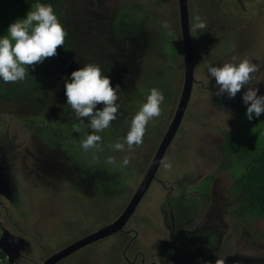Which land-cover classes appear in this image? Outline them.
Returning a JSON list of instances; mask_svg holds the SVG:
<instances>
[{"label":"rangeland","instance_id":"374dc122","mask_svg":"<svg viewBox=\"0 0 264 264\" xmlns=\"http://www.w3.org/2000/svg\"><path fill=\"white\" fill-rule=\"evenodd\" d=\"M113 1L119 3L120 6H134L131 13L135 20L140 23L136 25L150 28L152 32L156 31L157 39H154L157 41V45L162 39V34L163 39L164 35L167 36L164 50L168 57L165 55L164 60L159 61L157 67H152L149 63H146L143 70L144 80L137 83V92L141 95L145 94L143 89L146 86L164 87L166 96L162 106V114L159 116L160 122L156 125H147L143 142L138 146H134L131 152L126 149L116 150L112 148L111 145L116 142H123V138L130 129L132 117L144 104L136 103V106L130 111L122 108L123 111L110 123V126L98 133L102 137L100 142L103 148L102 151L99 149L84 151L81 147V141L84 138L80 142L78 140L72 141L71 143L77 145V161L90 169L98 171V174L94 173L92 175L96 184L92 186L89 195H86L81 191L72 190L65 185L66 183L62 182L57 184V191L50 187L51 190L43 185H38L36 182L38 179L35 176L38 171V155L35 149L38 147H32V141L30 140L32 135L28 134L27 127L24 129V124L21 125L23 116L12 115L19 112L17 106L28 109L29 105L20 103L17 106H6L5 109H0V132L3 133L1 142L5 140L16 142L20 152L19 162L25 168V172L31 174L27 181L31 179L36 183L30 186L33 197H31L28 188L25 193L29 208L25 205L18 210L24 208L32 216L30 229L33 227L36 231L38 230L39 234L49 232L45 243L38 247L37 255L48 247L53 251L48 256L50 257L55 252L71 244L70 242L73 243L74 240L91 234V231H87L88 229L99 226L102 221L105 224L110 223L125 210L149 169L181 96L185 61L177 0H111L110 2ZM12 5V0H0V18H5L7 25L19 18H25L32 9L28 5H22L17 10L13 9ZM227 5V0H204L203 14L206 16L211 15L216 19L222 18V11L228 10ZM194 10L196 11V5L193 9V2L190 0L191 21L194 19ZM165 22L168 24L167 28L164 27ZM261 28L264 31V23ZM216 34L217 32H212L209 37L203 35L198 38L193 37L195 62L198 60L201 63L198 66L196 65V80L198 83L182 127H180L176 137L177 140L175 139L169 149L157 178L165 182L170 181L176 172L175 176L180 177L185 173H191L193 170L199 171L197 181L194 180L193 185H189L186 195L189 199L194 195H201L202 210L200 211L202 214L212 210L210 203L213 198L211 195L212 187L215 188V194L217 193L216 201H218L217 197L220 192L224 191V197L230 203L226 207L230 214L225 213L220 205L215 204L217 213H221L222 210L226 214L225 220L230 228L227 243L231 237L234 238L233 244L225 247L224 250H237L243 253L248 251L244 255L247 257L250 256V252L258 256H264V216L256 219L248 216V224H240L239 217L234 215V211L237 209L235 207L237 197L229 191L234 183V176L232 170L227 168L231 165V160L227 156L228 152L223 150L228 138L233 136L235 129L236 139L242 138L243 143L257 144V146L264 145V114L261 118H258L259 120L250 121L247 118V106L243 103V100H238L239 107L233 116L229 114L214 116L215 114L212 113L209 106L208 91L211 89L210 84H215V78H210L207 71L208 65L222 66L224 63L233 62V57L240 59V55L245 53L231 48L237 45V39L240 37L230 35L227 38L219 39L216 38ZM260 38L264 42V34ZM252 41V38H245L244 43L247 45L251 44ZM251 50L261 54L260 49L256 47H252ZM235 52H241V54L236 55ZM210 102L213 107L218 108L211 99ZM26 116L27 119L34 118V116ZM63 116L61 114V120L52 116L51 123L43 118L37 119L36 122L42 126L51 127V125H55L58 129H64L66 123L62 118ZM83 123V126H88L87 118ZM17 132L20 134L17 135ZM32 154H35V157ZM125 156L130 157V163L127 166L122 165ZM232 157L235 161V156ZM109 158H112L115 163H109ZM165 163H171L172 168H165ZM39 170L41 179L45 182L54 179L46 176L41 169ZM69 175L67 174V176ZM73 176L79 186L85 189L86 178L76 177L74 173ZM195 182L197 185L194 184ZM206 190L207 193H204ZM171 192L164 190L160 183L154 181L137 211L125 227L128 232H120L116 235L118 239L114 245L113 242L115 241H109L107 237L106 240L82 248L83 250L73 258L71 256L76 252L59 264H68L69 261H72L71 264H119L120 256L116 254L114 257V254L121 253V257L122 254H126L127 244H132L131 251H148L149 246L154 244L159 236L161 239H165L166 243L171 242L164 224H160L156 213L164 196L169 197ZM240 198L239 195V201ZM149 212L153 215L150 216V219H147ZM35 216L39 218L38 222H36ZM20 217L22 216H20L19 211V215L15 219L19 220ZM153 222L155 223L152 226ZM23 226L27 227L26 225ZM153 227L156 228L155 232H153ZM245 227L247 230L244 229ZM189 228H192V226H189ZM250 242L255 246H249ZM223 255L222 252L217 254L213 259L214 263H219ZM147 263H151L149 259H147ZM0 264H3V262ZM120 264H127L124 257Z\"/></svg>","mask_w":264,"mask_h":264},{"label":"flooded vegetation","instance_id":"af4514ba","mask_svg":"<svg viewBox=\"0 0 264 264\" xmlns=\"http://www.w3.org/2000/svg\"><path fill=\"white\" fill-rule=\"evenodd\" d=\"M110 1L111 0H73L74 4L79 5L80 7V13L75 14L73 17L78 18L86 30L91 35H94L93 37H88V44L91 43L90 45H96L99 47V49L107 51L108 46L104 41L105 38H107L111 43V51L120 52L119 60L115 63V65L107 68L106 73L103 72V74L109 75L111 77L114 87L116 84H119L121 87V91L118 93L117 100V103L119 104V109L117 112L118 115L123 111L122 108L130 111V109H133L136 106V92L138 89L137 83L144 80V65L149 63V65L152 67H157L159 65L158 62L164 60V56L167 55L164 50V44L167 43L165 38H167V36L164 35L163 39L162 34L163 40L160 39L159 45H157V41L154 39L157 37L156 31L152 32L150 28L136 25L140 23L135 20L133 14L131 13L134 6H120V4L116 1ZM203 1L204 0H192L193 9L196 5L194 17L199 15L206 22V28L203 30L201 35L209 37L212 32H217L216 38L222 39L227 38L230 35L241 37L244 33H247L252 38H260L264 34V31L261 28L262 24L264 23V0H227L228 10L222 11V18L219 19H216L211 15L206 16L203 14ZM177 4L179 9L178 0ZM188 9L190 22V2ZM196 61L197 66L201 64L198 60ZM263 82L264 79L263 81L257 79L256 83L251 86L253 88H259L258 95H264ZM149 87L161 90L164 96H166L164 87H158L155 85H151ZM244 90L245 89L241 90L240 97L238 98L239 100H243L242 94ZM125 92L126 94H124ZM122 97L124 98L122 99ZM146 100L147 97L141 101L145 103ZM102 106V104L98 105V107ZM56 114L57 110L55 108H51L47 110L42 118H47L49 115L55 116ZM12 115L23 116L21 121L22 124H20H24V129L27 127L28 134L32 135L30 137V140L32 141V147H38L35 149L38 155V171L35 176L42 184L36 180L37 184L43 185L48 189L52 188L54 191H57V184L62 182L66 183L65 185L69 186L72 190L75 189L86 195H89L92 186L96 184L92 175H94V173L98 174V171L90 169L77 161V145L71 142L75 140L80 142L83 138H86V135L92 130L88 126L82 127L81 135H78L77 133L73 132L74 127L70 126L71 121L65 120L66 127L60 130L62 133L68 135V144L66 147H63L64 145L62 143L56 139H51L49 135L53 134L52 131L54 129L58 130V128H55V125H51V127L38 125V127H42V129H32L27 125L26 115H22L21 110L17 114ZM159 116L154 117L149 121L148 124L156 125L159 123ZM48 121L51 123L52 120L49 119ZM45 129H47L48 133L45 131ZM19 134L20 133L17 132V135ZM2 136L3 133L0 132V221L2 220L4 227L8 230L7 232H10V234L13 235L15 239L14 243L16 245L12 244L11 247H5L6 251L0 250L2 253L0 260L3 262V264H8L10 261L12 264H42L49 258L48 256L53 251L48 247L44 248L43 252H41L39 255H37L36 251L39 246L45 243L49 232L39 234L38 230L36 231L33 227L30 229V220L32 216L24 208L18 210L25 205H27V208H29L28 204L26 203L25 193L28 188L31 197H33L30 192V186L36 183L31 179L27 181V178L31 174L25 172V168L19 162L20 152L16 142H13L12 140L11 142L9 140L1 142ZM32 155L35 157V154ZM45 168L47 169L46 171ZM39 169H41V171L46 176L53 177L54 179L50 180V182H45L41 179ZM73 173L76 177L86 178V190L79 186V183L76 182ZM67 174L70 175L67 176ZM197 174L198 172L195 171L193 172L192 176H196ZM156 181L160 182L161 180L156 178ZM189 184L190 181H188L187 178L179 177H176L175 182L170 180L162 183V186L165 187L167 191L172 192L169 193V197L164 196L156 213L159 217L160 224L162 225L164 223V226L169 229V240L171 242L166 243L165 239H161L159 236L155 243L149 246L148 251H131L132 244H127L126 254H122V257L121 253L114 254V257L116 254H119V264L123 257L125 258L127 264H148L147 259H149L151 262L150 264H193L195 262L197 264H212L211 260L214 259L220 252L224 254L222 260L220 261L223 264H238V262L241 264H264V256H258L257 254L251 253L252 256H255V258L251 260L247 256L242 255L243 257H239L237 250L225 251V247L233 244L234 238L232 237L229 240V244L225 246V244L222 245V241L196 239L194 236H187L189 234L188 232L177 229V227L189 222L192 218L190 216L193 214V212L195 213L193 208L195 200L193 198L185 199L182 194V190H186ZM232 193L235 197H237L235 207L238 208L240 207L239 194L237 192ZM216 194L215 188L212 187L211 195L213 198L210 200L212 210H209L207 213H209L210 218L215 219L222 225H225V223H228L225 220V213L230 214L226 207L230 205V203L224 197V191H221L218 195V201H216ZM194 196L196 197V195ZM198 197L201 201L202 207L201 195H198ZM215 204L220 205V208L223 209L225 213H223L222 210V214L220 212L217 213ZM19 211L20 216L22 217L17 220L15 218L19 215ZM153 211L155 212V209ZM234 215L236 216L235 211ZM35 217L36 222H38L39 218L37 216ZM146 218L150 219V215H148ZM168 221H170V223H167ZM110 223L105 224L102 221L99 226H93L92 229H88L87 231H91V234L89 233V235H92L100 228ZM154 223L155 222H153L152 226ZM239 223L242 224L241 222ZM22 224L26 225L27 227L23 226ZM153 228V232H155L156 228ZM244 229L247 230L246 227ZM120 232L128 231L125 228ZM120 232L106 238L109 239V241H115L113 242L114 245L118 239L116 235H118ZM1 235L2 230L0 229V236ZM89 235H85L74 240L73 242ZM213 237L222 238L220 230L217 231L216 235ZM106 238L102 240H106ZM251 244L252 243L250 242L248 245L255 246V244ZM83 249L78 250L71 257L73 258V256ZM247 253L248 251L244 252L245 255ZM71 263L72 261L68 262V264Z\"/></svg>","mask_w":264,"mask_h":264},{"label":"clouds","instance_id":"9594fccd","mask_svg":"<svg viewBox=\"0 0 264 264\" xmlns=\"http://www.w3.org/2000/svg\"><path fill=\"white\" fill-rule=\"evenodd\" d=\"M189 2L190 0H188V5ZM189 25L191 35L197 38L206 28V22L199 15L195 16L193 21L189 22ZM164 27H168L167 22H165ZM169 34L171 35V33ZM66 35V30L60 22L53 6L51 4L37 3L34 10L31 9L25 18H19L9 25L7 34L0 35V80L4 83L24 80L29 72V65L34 68L37 62L42 63L46 58L58 54V46L65 44ZM245 38L252 37L244 33L237 39V45L231 48L246 52L248 44L246 45L244 43ZM252 40L251 47L260 49L261 54L259 55L262 56V53H264V42L258 37L252 38ZM238 53L241 52H235V54ZM233 59L235 60L236 58L233 57ZM207 71L210 78H215L217 88L215 95L223 96L226 94L229 98H232L223 114H229L230 116L235 114L239 107L238 98L240 97L242 88L245 89L242 94V99L243 103L247 106V118L250 121L258 119L261 114L264 113V95H258L259 88L251 87L254 74L259 71V66L256 63H253L249 59H243L239 63L229 62L224 63L222 66L209 64ZM258 79L263 81L264 71L260 74ZM64 83L65 95L67 97L66 104L71 106L76 118L82 123L85 122L84 118H87L88 127L92 130L86 135V138L81 141V147L84 151H88L89 149H99L102 151L103 148L100 143L102 137L98 133L107 129L110 123L117 118L119 109L117 100L118 93L121 91L120 85L116 84L114 87L111 77L103 74L102 68L94 63H88L73 71L71 73V78L65 80ZM164 100L165 96L163 92L157 88H152L150 94L147 96L146 102L132 117L130 129L123 138V142L118 141L111 145V147L116 150L126 149L131 152L134 146L140 145L143 142V137L149 121L161 114V105H164ZM101 104L103 106L98 107V105ZM176 110L174 111V115ZM235 132L236 129L233 135ZM109 163H115V161L109 158ZM129 163L130 157L125 156L122 165L127 166ZM164 167L171 169L172 164L165 163ZM157 182L161 185L163 183L162 180ZM200 210H202V207H200ZM207 212L208 211L202 214L200 211L198 217L188 224L187 229L189 226H192V228L188 230L197 228L200 221L203 219L215 221L219 227L218 230L211 235H202L195 238L200 240L211 239L214 241H222V245H228L229 241L227 243V236L230 230L227 226L228 223H225V225L218 223L215 219L210 218ZM219 230L222 238H214L213 236H215L216 232ZM238 255L239 257H243L245 254L238 251ZM211 261L213 264V259ZM217 264L223 263L219 262ZM238 264L241 263L238 262Z\"/></svg>","mask_w":264,"mask_h":264},{"label":"trees","instance_id":"16d2710c","mask_svg":"<svg viewBox=\"0 0 264 264\" xmlns=\"http://www.w3.org/2000/svg\"><path fill=\"white\" fill-rule=\"evenodd\" d=\"M12 2L13 9L17 10L22 5H28L34 10L37 3L51 4L67 35L65 44L58 46L57 55L46 58L42 63L37 62L34 68L28 66L29 72L24 80L9 83L0 80V109L26 103L29 105L28 109L17 107L22 115L34 116L33 119H27L26 116L27 125L32 129H42L38 127L40 124L36 120L41 119L48 109L55 108L56 119L61 120L63 114V120L71 121L73 132L81 135L82 127L86 126L76 118L71 106L66 104L64 81L71 78L73 71L88 63L98 64L106 73L107 68L115 65L119 60L120 52L111 51V44L107 38L104 40L108 46L107 51L99 49L96 45H90L91 43L88 44V37L94 35L86 30L78 18L73 17L80 13L79 5H75L73 0H12ZM9 20L11 21L12 18ZM8 27L5 18H0V35L7 34ZM151 89L149 86L144 87V95L137 92L135 104L143 103L141 100L150 94ZM52 116L43 119L52 120ZM45 131L48 133L47 129ZM52 132L54 135L49 134L51 139L58 140L64 145L63 147H66L68 135L62 133L60 129H54ZM223 150L228 152V159L231 160V165L227 167L232 170L234 176L231 191L241 196L240 207L235 210L236 216L241 223L248 224V216L252 219L264 216V145L243 143L242 138L236 139L235 134L228 138ZM207 190L204 193H207ZM0 256H2L1 251Z\"/></svg>","mask_w":264,"mask_h":264},{"label":"water","instance_id":"95a60500","mask_svg":"<svg viewBox=\"0 0 264 264\" xmlns=\"http://www.w3.org/2000/svg\"><path fill=\"white\" fill-rule=\"evenodd\" d=\"M178 1H179V9H180V17H181L180 24L182 30L183 46H184V61H185L184 85L174 118L170 126L168 127V130L166 131V134L164 135L154 155V158L149 166L146 175L144 176L139 188L137 189L136 193L128 203L125 210L113 222L100 228L92 235H89L87 237H84L76 242L67 245L66 247L54 253L42 264H59L61 261H63L70 255L74 254L78 250L88 245H91L92 243H95L99 240L105 239L106 237L115 235L116 233L125 229L129 221L135 214L137 208L140 206L143 199L145 198L147 192L150 190L153 182L157 178V174L161 168L163 161L167 157V153L169 149L173 145L175 139L177 140L176 137L179 133L180 127H182L186 112L188 111L190 102L192 100V97L194 96L196 84L198 83L196 80L197 62H195L193 38L190 32V25H189L190 16L188 9V0H178ZM251 48H252L251 44H248L247 51L242 54L238 53L241 54L240 55L241 58L235 59L232 63H239L243 59H249L250 61L256 63L259 66V71L254 74V78L251 84L253 85L257 81L260 74L264 71V53H262V56H260L258 53L251 50ZM210 87L211 89L209 92V106L211 107V111L212 113L215 114L214 116L222 115L225 109H227L228 105L230 104L232 98H229L226 94L223 96H217L215 95V92L217 91L216 85L210 84ZM211 92L213 93V95ZM210 99L215 105L218 106V108H215L211 105ZM193 172H195V170H193L191 173H185L179 178H187L188 181L191 180L189 185H193V181L194 180L197 181V178L199 177L200 174V172L197 171L198 174L196 176H192ZM175 175L171 179L173 182H175L177 177ZM194 184L197 185L196 182ZM189 185L186 188V190H182L183 191L182 194L185 199H189L187 198L186 195ZM163 189L167 190L165 187H163ZM192 198L195 200L193 207L195 213L193 212V214L191 215L192 218L189 222H187L182 226L177 227V229L188 232L189 234L187 236H194V237L213 234L216 230L219 229V227L215 221H210L208 219L201 220L197 228L193 230L187 229L188 224L194 221L198 217L201 207L199 197L193 196ZM149 215L151 216L153 215V213L149 212ZM167 223H170V221H168ZM164 228L166 232H168L167 236L169 237V229L166 226H164ZM0 229L2 230V235L0 236V250L6 251L5 247H9V246L11 247L12 244L16 245L14 243L15 239L13 235L10 234V232H7L8 230L4 227L2 220L0 221ZM248 258L253 260L255 256H252L250 252V256ZM8 264H12V262L10 261Z\"/></svg>","mask_w":264,"mask_h":264},{"label":"bare ground","instance_id":"6f19581e","mask_svg":"<svg viewBox=\"0 0 264 264\" xmlns=\"http://www.w3.org/2000/svg\"><path fill=\"white\" fill-rule=\"evenodd\" d=\"M18 251V250H17Z\"/></svg>","mask_w":264,"mask_h":264}]
</instances>
